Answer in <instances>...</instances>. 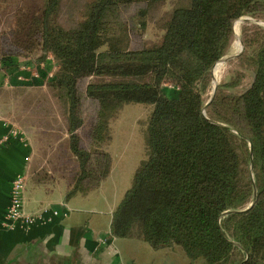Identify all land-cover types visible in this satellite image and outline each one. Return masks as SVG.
I'll return each instance as SVG.
<instances>
[{
	"label": "trees",
	"instance_id": "trees-1",
	"mask_svg": "<svg viewBox=\"0 0 264 264\" xmlns=\"http://www.w3.org/2000/svg\"><path fill=\"white\" fill-rule=\"evenodd\" d=\"M26 13L0 40V69L17 56L32 63L50 53L57 61L50 86L79 165L69 194L107 177L105 147L119 111L150 105L145 158L113 213L112 232L154 248L177 244L203 264H264V28L242 30L239 64L251 71L250 83L221 91L241 84L238 73L204 113L234 22L264 18V0H41L38 12ZM150 22L157 38L134 46L133 33Z\"/></svg>",
	"mask_w": 264,
	"mask_h": 264
},
{
	"label": "crops",
	"instance_id": "crops-1",
	"mask_svg": "<svg viewBox=\"0 0 264 264\" xmlns=\"http://www.w3.org/2000/svg\"><path fill=\"white\" fill-rule=\"evenodd\" d=\"M32 126L16 127L26 140L12 138L0 147V264H203L177 244L154 248L140 238L112 232L113 213L129 189L111 181L113 137L105 147L112 159L107 177L97 188L69 194L79 170L69 133L57 138ZM12 127L0 115V136ZM19 173L27 176L24 211L43 218L28 228L4 224L11 181Z\"/></svg>",
	"mask_w": 264,
	"mask_h": 264
},
{
	"label": "rangeland",
	"instance_id": "rangeland-1",
	"mask_svg": "<svg viewBox=\"0 0 264 264\" xmlns=\"http://www.w3.org/2000/svg\"><path fill=\"white\" fill-rule=\"evenodd\" d=\"M170 0H167L169 2ZM41 8V0H0V40L4 34L6 38H11L14 31L17 30L18 23L21 20L22 13L32 11L36 13ZM133 9V8H132ZM131 11L130 9H127ZM129 13V12H128ZM29 14V13H26ZM239 21V32L235 29V24ZM234 24V37L232 43L239 38L238 53L241 49V42L244 52L243 28L249 27L253 31L257 27L264 28V18L244 16ZM13 31V33H11ZM159 30L155 28L153 23H148L145 30L138 28L132 35L134 46H140L146 41L157 38ZM241 40V42H240ZM5 42V41H3ZM6 43V42H5ZM224 57L233 55V45ZM2 47V42L0 41ZM240 53V54H241ZM41 52L30 56L32 60L40 57ZM223 57V58H224ZM229 57V58H230ZM17 60L10 68L0 69V115L10 119L17 128L27 125L35 126L36 130H42L54 134L55 137L66 135V122L60 115L59 105L54 97V90L50 84L58 71V63L49 53L46 60L41 62L30 63L29 59L24 56H17ZM221 58V59H223ZM239 56L227 60L221 78L216 83V90H213V80L207 92L204 94V110L208 115L209 99L214 97L218 88L224 83L229 82L238 73H243L242 82L236 88H223L221 91L225 93H239L251 81L252 74L239 64ZM216 64V63H215ZM34 74H38L34 78ZM213 73V77H214ZM214 92V94H213ZM36 110V113L31 112ZM152 107L143 103L126 104L111 122V135L113 137V156L116 165L113 170L111 181L115 179L121 184V188H130L134 172L141 159L145 158V142L143 123L150 115ZM37 117H42L39 126L34 124ZM32 126V127H33ZM20 128V129H21ZM50 136H48L49 138ZM66 138H68L66 136ZM108 145V144H107ZM109 189V187H107ZM112 193L111 191H109Z\"/></svg>",
	"mask_w": 264,
	"mask_h": 264
},
{
	"label": "built area",
	"instance_id": "built-area-1",
	"mask_svg": "<svg viewBox=\"0 0 264 264\" xmlns=\"http://www.w3.org/2000/svg\"><path fill=\"white\" fill-rule=\"evenodd\" d=\"M38 74H34V78ZM12 138H18L20 141L26 140V135L16 127H12L7 133L0 136V147L9 143ZM27 186V176L25 173L17 174L11 181L10 201L5 212L4 224L8 227L21 225L30 227L41 219L42 216L28 214L24 211V192ZM58 212L55 210L54 214Z\"/></svg>",
	"mask_w": 264,
	"mask_h": 264
},
{
	"label": "bare ground",
	"instance_id": "bare-ground-1",
	"mask_svg": "<svg viewBox=\"0 0 264 264\" xmlns=\"http://www.w3.org/2000/svg\"><path fill=\"white\" fill-rule=\"evenodd\" d=\"M235 24V22H234ZM234 27V25H233ZM237 28V31L239 32V21L235 24V29ZM241 42V40H240ZM233 45V55L236 53L237 49L239 48V38L237 37V39L234 41V43H232ZM238 46V48H237ZM237 48V49H236ZM236 49V51H235ZM241 50H242V42H241V49L238 53H236L234 56L230 57L231 55L227 56L226 57H222L223 59H221L220 61H218L217 64H215V67H214V70H213V73L214 74V77H213V90H214V86L216 85L217 81L221 78L222 76V73L224 71V68H225V64L227 62V60L233 58V57H237L240 53H241ZM230 57V58H229Z\"/></svg>",
	"mask_w": 264,
	"mask_h": 264
},
{
	"label": "water",
	"instance_id": "water-1",
	"mask_svg": "<svg viewBox=\"0 0 264 264\" xmlns=\"http://www.w3.org/2000/svg\"><path fill=\"white\" fill-rule=\"evenodd\" d=\"M241 18H242V17H241ZM239 19H240V18H239ZM242 50H243V46H242ZM242 50H241V52H242ZM216 88H217V86L215 85V86H214V92H215ZM214 92H213V94H214ZM212 98H213V95H212V97L209 99L207 105L210 104V102L212 101ZM204 113H205V110H204ZM252 205H253V202L249 205V207H251ZM249 207H247V208H249Z\"/></svg>",
	"mask_w": 264,
	"mask_h": 264
}]
</instances>
